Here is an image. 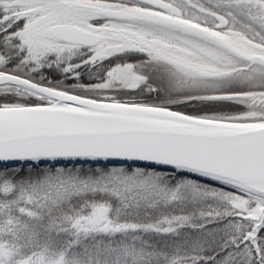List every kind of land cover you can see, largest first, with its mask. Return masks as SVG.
Masks as SVG:
<instances>
[{
	"label": "snow or ice",
	"instance_id": "1",
	"mask_svg": "<svg viewBox=\"0 0 264 264\" xmlns=\"http://www.w3.org/2000/svg\"><path fill=\"white\" fill-rule=\"evenodd\" d=\"M0 264H264V0H0Z\"/></svg>",
	"mask_w": 264,
	"mask_h": 264
}]
</instances>
